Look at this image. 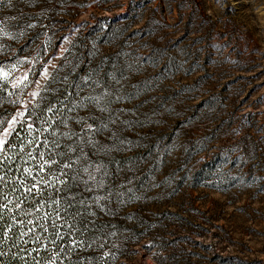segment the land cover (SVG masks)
I'll list each match as a JSON object with an SVG mask.
<instances>
[{"label":"rangeland","instance_id":"obj_1","mask_svg":"<svg viewBox=\"0 0 264 264\" xmlns=\"http://www.w3.org/2000/svg\"><path fill=\"white\" fill-rule=\"evenodd\" d=\"M0 26L3 127L51 98V132L108 124L73 164L83 264H264V0H0Z\"/></svg>","mask_w":264,"mask_h":264},{"label":"trees","instance_id":"obj_2","mask_svg":"<svg viewBox=\"0 0 264 264\" xmlns=\"http://www.w3.org/2000/svg\"><path fill=\"white\" fill-rule=\"evenodd\" d=\"M53 101L56 99L34 101L28 107L31 111L26 112L23 120L19 122L25 127H20L18 124L13 134L7 138L3 151L0 152V161H3L0 163V177H2L0 178V204H7L12 208V212L5 209L0 213L2 217L0 218V264H49V261H53V264H83L86 257L76 253L81 250V247L72 245L70 241L75 238L78 241L87 242L97 237L95 233L102 225L99 221L87 219V209L81 208L79 197L76 198L77 190L75 181L71 180V173H69L68 183L63 186V191H57L61 186L51 181V187L44 183L38 185L39 194L36 189L28 192V188L36 182L34 177L37 175L39 165L44 164V161L40 160L41 153H44L47 159L57 161L51 165L44 164L45 172L39 175L45 180H49L52 176L60 177V165L65 162L61 156L53 154V145L45 148L43 143L34 142L36 139L50 140L52 128L42 135L35 131L32 136L27 134V123L35 122L34 128L45 127L46 124L42 126L40 121L51 119L52 113L47 112V108L54 103ZM53 123L49 124L53 125ZM57 150H61V147ZM28 152L32 153V158L26 155ZM5 154L13 159H6ZM25 167H31L37 171H33L31 177H25ZM13 188L16 190L13 191ZM69 196H73L74 199L69 200ZM15 203L21 204L22 211L15 208ZM69 204L73 206L69 207ZM61 209L63 211H60ZM57 211H60L63 220L56 219ZM46 214L47 218H45ZM13 216L15 220L12 219ZM17 220L21 223H16ZM28 220H32L33 223L29 225ZM41 225L47 227L48 231H43ZM6 228L7 235H5ZM29 229H34V232ZM57 229L63 239L57 237ZM22 232L26 233L23 239H21ZM37 236L38 241L34 238ZM51 240L56 243H50ZM41 244L45 247L41 248ZM61 244L64 245L63 248L60 247ZM71 248L75 250L68 251ZM36 249L40 250L37 252ZM53 252L59 254V259H54Z\"/></svg>","mask_w":264,"mask_h":264},{"label":"snow or ice","instance_id":"obj_3","mask_svg":"<svg viewBox=\"0 0 264 264\" xmlns=\"http://www.w3.org/2000/svg\"><path fill=\"white\" fill-rule=\"evenodd\" d=\"M0 33H2L3 35H6V36H11V33H8L3 26H0ZM15 67H16V65H13V68H15ZM9 75H11L10 72H6L5 70L0 69V80H5L6 81L7 77ZM41 75L42 76H46V73H41ZM27 83H28V81H27V73H24L21 77H19L18 79H14L12 81V86L14 88H19L20 91H23V88L27 86ZM37 95L38 94L35 91L31 93V96H32L33 99H35L37 97ZM107 95L108 94L105 92V93H101L100 95H97V96H86V97H83L81 99V102H74L73 103V107L71 109H68V111H72L75 108H87L88 104H93L98 111H100L102 113L103 112H108L109 111L108 104L110 102L105 99V97ZM66 99H67V97H66ZM15 102L16 101H14V103ZM85 102H87V103H85ZM60 103L63 104V102H60ZM55 109H56V105L55 104L50 105L47 108V112L53 113ZM30 111L31 110L26 108V107H25L24 111L17 110L16 114L11 119L7 120V125H8L7 127H3L4 120L0 119V127H3V131L0 132V152L3 151L4 145L6 143L7 138L13 134V132H14L15 128L17 127V125L19 124L20 127H25L24 124H20L19 123V121L17 120V117H23L25 115V112H30ZM54 118L58 119L59 122L61 124H63L64 128L67 129V131H64V132H61V133H58L57 131H52L51 135L53 137H56L59 134L60 136L64 137L65 139L72 140L73 142L66 146L67 147V152L69 154H71V155H76L77 142H79V144H84L85 143V140H84L85 136L88 137L86 143L88 145L95 146L96 143H97L94 140V138H93L95 133L98 132L100 130V128H107L108 127L107 123H101L99 127H97L94 123H90L89 119H91L92 121H95L97 119L95 116L88 117V118L77 117L75 119V123L77 125H81L82 124L83 127H81L80 132H76V131L72 130L69 127V124H68V119L69 118H67V117H56V116H54ZM34 123L35 122L26 124L28 136H32V133L34 131L37 132V133H40L42 135L44 132H48V129L52 127V125L49 124L47 122V120H41L40 121L42 126L47 124V127L34 128ZM73 138H75V139L73 140ZM34 142L35 143H43L45 148H48L49 145H54L55 148H57V149H59L61 147V144L58 141H56V140L49 141L47 138H44L42 141L39 140V139H36ZM21 147L23 148V143H21ZM100 150H103V148H101ZM56 154L61 156V157L64 156L63 152H58ZM26 155L29 158H32V153L31 152L26 153ZM71 155L68 157V160H66L64 163H62L60 165V177L52 176V177L49 178V180H45L42 176L39 175L40 173H44L45 172L44 164L51 165V164L57 163V161L51 160V159H47L45 157L44 153H41L40 160L44 161V164H40L39 165L38 171L36 169H32L31 167H25L24 168L25 177H31L33 171H37V175H36V177H34L36 182L31 185V188H28V192H32L33 189H36L37 190V194H39L40 189H39L38 185L40 183H44L47 186L51 187L52 186L51 181H55V183L57 185L61 186L60 188L57 189V191H63L64 190L63 186H65L68 183L69 173H71V180L72 181H76V180L80 179V176L73 171V164L79 162L81 157L84 156L83 149L82 148L80 149V155H76V159L75 160H72ZM5 157L8 160L13 159V157L7 156L6 154H5ZM0 163H3V161H0ZM89 167H91L90 164H89V166L83 167V169H82V171L85 174H87V180H83L82 181V183L85 185L86 189H87L88 181H95L94 173L99 172V170H100V166L99 165H97L96 167L92 168V171H89ZM0 178H2V177H0ZM102 183H103V181H101V184ZM15 190L16 189L13 188V191H15ZM68 199L72 200V199H74V197L73 196H69ZM94 199H95V202L97 203V205L99 206L101 198L100 197H94ZM9 203H11V202H9ZM80 203L83 204V201H80ZM14 206H15L16 209L22 211L20 203H15ZM72 206H73L72 204H69V207H72ZM5 209L8 212H12V208L9 207L7 204H0V213H2ZM36 211H39V209H36ZM60 211H63V209H61ZM60 211H57L56 214H55L57 220H63V217L60 215ZM25 215H27V213H25ZM0 218H2V217H0ZM45 218H47V214H46ZM12 219L15 220V217L13 216ZM16 223H21V222L17 220ZM27 223L29 225H31L33 223V221L32 220H28ZM21 227H23L22 224H21ZM41 227H43V231H45V232L48 231L47 227H44L42 225H41ZM29 231H33L34 232V229H29ZM7 233H8V229L6 228L5 229V235H7ZM24 235H26V233L22 232L21 233V239H23ZM56 235H57V237L59 239H63V237L60 236L59 229H57ZM34 238L37 241L39 240L38 236L34 237ZM49 242L53 243V244L56 243V241H54V240H51ZM70 243L72 245L76 246V247H82L83 246V242L82 241H78L75 238L71 239ZM44 247H45V245L41 244V248H44ZM60 247L63 248L64 245L61 244ZM39 250L40 249H36L37 252ZM74 250H75L74 248H71L68 251L71 252V251H74ZM53 257H54V259H59V254L53 252ZM49 264H53V261H49Z\"/></svg>","mask_w":264,"mask_h":264}]
</instances>
